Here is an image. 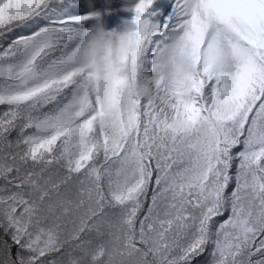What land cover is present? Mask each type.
Listing matches in <instances>:
<instances>
[{
	"label": "snow or ice",
	"instance_id": "snow-or-ice-1",
	"mask_svg": "<svg viewBox=\"0 0 264 264\" xmlns=\"http://www.w3.org/2000/svg\"><path fill=\"white\" fill-rule=\"evenodd\" d=\"M0 264H264V0H0Z\"/></svg>",
	"mask_w": 264,
	"mask_h": 264
}]
</instances>
